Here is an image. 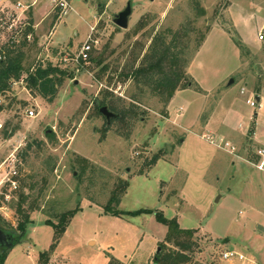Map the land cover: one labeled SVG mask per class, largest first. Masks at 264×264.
Listing matches in <instances>:
<instances>
[{"label": "rangeland", "instance_id": "rangeland-1", "mask_svg": "<svg viewBox=\"0 0 264 264\" xmlns=\"http://www.w3.org/2000/svg\"><path fill=\"white\" fill-rule=\"evenodd\" d=\"M23 1L13 49L22 47L25 71L0 96V216L16 242L0 247L4 264H39L55 233L47 221L78 206L46 264H155L158 251L176 249L160 210L195 229L181 264L263 263L264 0ZM128 3L123 28L114 19ZM161 33L192 80L168 100L126 76ZM86 41L92 59H78ZM48 62L71 73L53 101L24 80ZM106 98L110 116L99 108ZM116 193L118 208L154 212L107 214Z\"/></svg>", "mask_w": 264, "mask_h": 264}, {"label": "trees", "instance_id": "trees-1", "mask_svg": "<svg viewBox=\"0 0 264 264\" xmlns=\"http://www.w3.org/2000/svg\"><path fill=\"white\" fill-rule=\"evenodd\" d=\"M175 41L176 40L173 39V42H168L167 36L161 33L155 38L149 50L144 54L140 66L133 67L130 70V73H127L126 76L128 77L129 74L134 75L138 81H142L143 84L152 88V90L163 97L164 100H168L179 86L182 84L188 85L192 82L191 79H188L189 76H187L183 69V51L182 49L176 50L177 44ZM23 56L24 52L20 46L16 49H12L5 60H0V96L11 89L12 83L15 80L22 78L23 72L25 71ZM89 59H92V57ZM70 76L71 73L68 72L66 68L48 62L47 64L40 63L33 69L28 70L27 76L24 80L30 90L37 91L48 101H53L59 92V88ZM104 105L110 106V109L117 111L112 100L109 101L107 98L102 99L99 106L100 110L102 107H105ZM17 129L18 126H15L11 131H4L5 136H12ZM157 159L158 157H154L152 163H155ZM32 187L33 186H31V188ZM127 188L128 183L123 186L121 194L124 193ZM121 194H113L110 198L109 203L105 206V212L107 214L115 216H137L142 213L154 212V210L149 208H139L136 210H123L118 208V204H120L122 200ZM24 197L25 196H23V198ZM113 202H115L117 206L112 205ZM79 210L80 207L78 206L62 213L58 223L49 220L47 221L48 224L52 225L55 233L49 249L40 253L39 264H46L50 254L54 252L58 246L73 216ZM155 215L158 221L168 227L166 234L167 241L176 246V249L166 247L167 249L163 248L161 251H158L155 257V264H181L191 260V255H189L188 252H191L196 245V240L194 239L195 229L180 226L176 217L168 218L161 210L155 211ZM1 219L2 217L0 216V226L4 229ZM31 221L29 213H24L23 219L19 221L17 229L24 232ZM8 254V251L0 253V264L5 263ZM118 263L122 264L120 259L111 256L108 264Z\"/></svg>", "mask_w": 264, "mask_h": 264}, {"label": "built area", "instance_id": "built-area-1", "mask_svg": "<svg viewBox=\"0 0 264 264\" xmlns=\"http://www.w3.org/2000/svg\"><path fill=\"white\" fill-rule=\"evenodd\" d=\"M62 6H66L65 0L61 1ZM28 3L23 0L13 2L12 0H0V60H5L9 52L18 43V35L24 30V16L28 8ZM92 51V44L86 41L82 46L78 59L88 60ZM30 115H35L34 110L29 111ZM1 127V125H0ZM2 162V161H1ZM0 162V164H1ZM264 167V160L261 168ZM14 186H16V183ZM237 255L234 247L224 253L225 258H229ZM239 257L244 258L243 254H239Z\"/></svg>", "mask_w": 264, "mask_h": 264}, {"label": "water", "instance_id": "water-1", "mask_svg": "<svg viewBox=\"0 0 264 264\" xmlns=\"http://www.w3.org/2000/svg\"><path fill=\"white\" fill-rule=\"evenodd\" d=\"M131 13L132 6L131 3H128L127 7L116 15L114 19L115 23L120 27L127 28L129 24V16L131 15ZM102 111L108 116L112 115V113L106 107H102ZM15 243L16 242L13 240V237L0 226V247H13ZM158 250H160V247L158 248Z\"/></svg>", "mask_w": 264, "mask_h": 264}, {"label": "crops", "instance_id": "crops-1", "mask_svg": "<svg viewBox=\"0 0 264 264\" xmlns=\"http://www.w3.org/2000/svg\"><path fill=\"white\" fill-rule=\"evenodd\" d=\"M67 228H68V227H67ZM66 231H67V229H66ZM66 231H65V233H66ZM65 233H64V234H65ZM64 234H63V235H64ZM260 264H264V262H263V263H260Z\"/></svg>", "mask_w": 264, "mask_h": 264}]
</instances>
